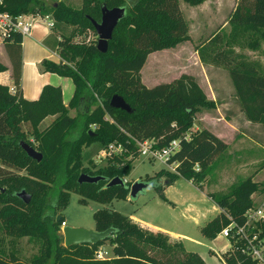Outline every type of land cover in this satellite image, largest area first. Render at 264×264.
<instances>
[{
    "label": "trees",
    "instance_id": "16d2710c",
    "mask_svg": "<svg viewBox=\"0 0 264 264\" xmlns=\"http://www.w3.org/2000/svg\"><path fill=\"white\" fill-rule=\"evenodd\" d=\"M183 1L198 6L206 0ZM0 2V12L13 17L49 14L41 0ZM103 6L127 8L106 53L97 49L96 39H76L82 34L87 36L89 29L97 34L91 19L100 20ZM53 17L55 35L48 41L58 49L61 59L44 60L42 65L46 72L73 81L75 91L67 105L61 87L53 85H46L37 100L23 98V38L13 34L4 41L13 64L16 92L11 93L9 86L0 84V227L11 239L27 237L41 246L28 261L0 250V264H206L197 253L186 251L182 240H172L166 233L142 227L114 210L99 209L94 213L95 230L114 229L98 244L66 247L61 232L64 218L60 211L69 204L71 192L78 193L83 204L89 200L107 204L128 199L131 183L111 187L107 183L131 173L138 155L133 139H155L159 148L181 140L180 150L171 159L178 164L177 173L162 169L157 174V179L165 176L168 185L185 178L202 188L216 159L228 150V145L209 130L193 131L196 114L202 108H217L194 77L182 74L153 87L142 82L141 70L149 54L191 40L180 0H82L80 9L59 4L53 8ZM229 24L233 31L230 38L216 31L196 44L195 50L203 64L229 71L246 119L264 125V75L256 62L234 52V45L239 42H247L246 48L250 50L260 49L264 42V0H238ZM69 26L74 29L68 33ZM6 70L0 62V73ZM114 95L123 97L132 112L112 108L110 99ZM71 110L77 114L71 116ZM49 116L55 119L40 130L39 125ZM26 125L31 127L34 143L27 137ZM188 133L191 138L186 141L183 137ZM21 141L42 153V160L30 158ZM94 143H121L126 146V156L132 159L114 156L106 167L93 171L84 166L83 149ZM83 173L105 180L79 184ZM156 187L163 194L164 188ZM21 191L31 196L28 204L18 197ZM256 193H264V184L248 177L237 182L230 194L214 198L223 211L202 228V233L209 239L217 238L230 223L225 213L242 223L245 212L254 205L252 196ZM260 229V238L264 239V223ZM107 241L113 248V257L100 260L96 252ZM225 258L228 264H260L246 259L237 248Z\"/></svg>",
    "mask_w": 264,
    "mask_h": 264
},
{
    "label": "rangeland",
    "instance_id": "374dc122",
    "mask_svg": "<svg viewBox=\"0 0 264 264\" xmlns=\"http://www.w3.org/2000/svg\"><path fill=\"white\" fill-rule=\"evenodd\" d=\"M41 1L44 4L43 6L47 9L49 13L48 16L51 20H54L53 8L61 3L73 9H80L82 6V0ZM207 1H209L208 3L212 8L215 7L213 2L214 0ZM180 5H182L183 7V10L185 12L183 13L187 22L191 20L190 26L193 30L192 35L194 37L192 40L194 41V44H198L201 42V38L208 37L210 33L205 32L202 36H200L201 34L198 33V35L197 29L195 27V22L192 23L193 12L189 13L188 11V8L190 6H188V4L183 0H180ZM66 28V31H68V33L69 31H72L74 29L73 26H69ZM88 31V39H90L92 35V40H98L97 34L94 35V32H91L90 29ZM87 36H85V34H82L77 36L76 39H85L86 41ZM33 42H35L34 39L27 36L24 37V47L26 48L27 53L36 51L34 47H31V44ZM186 45H184L185 47L181 50H176V52L167 50L152 53L147 60V63L141 70L144 79L143 83H147L149 86H154L158 83L170 82L173 78H176L181 73L194 71L198 75L199 81L208 92L209 89L200 70H198L197 67H193L191 63H185L184 60H190V56L186 58L185 56L182 57L179 54H185V52H187L189 45ZM246 45L247 42H239V47L240 49H242V51H248ZM261 52L264 53V43ZM241 55L247 57L244 53H242ZM0 58L2 59V57ZM248 58L250 60L256 61L258 59L264 64V54L261 56V54L259 55L258 52H255L252 55H249ZM160 63H164L165 68L167 67V69L163 68L160 71H167V74L156 72V69L161 65ZM219 77L220 75H217L216 77L214 75L212 76L213 86L220 95V100L222 99V101H226L225 99L227 98V95L223 94V84L222 80H219ZM233 107L237 109L234 105ZM221 108H223V110L221 111H225V113L230 112L228 106H222ZM212 110L214 109H201L196 114L195 124L193 128L195 130H198L197 128H200L201 130L205 128V126H203V124H201L199 120V118H202L205 124L211 127L216 132V134L218 133L221 137L225 138V141L230 143L231 147L216 159L214 170L209 175L204 190H202V188H200L196 182L187 180L185 178H179L173 184L168 185L165 176H161L160 179H157V174L159 173V171H161L162 169L166 170L163 164L158 161L149 160L145 157H140L133 162L131 173L124 179L127 181L125 182V184L131 183V185H133V183L136 181L145 182L147 180H150L149 182H147L149 186L146 189H144L135 198L130 197L129 194V197L126 200H113L112 202L107 204H101L92 200H89L87 204H83L80 201L81 197L79 196V194L76 192H71L69 204L60 211V214L63 216L65 222V225H63V223L61 224L62 234L63 229L66 226L94 230L96 227L94 213L99 209H109L118 211L128 217L135 216L139 222L158 227L160 229H163L164 231L179 236L177 237L170 235L172 240H183L185 250L188 252L197 253L205 260L207 264H227L225 262L226 260H224L226 259L225 255H223L222 252L219 253L220 249H222V247L226 244L227 240L219 236L216 240L209 239L202 233V228L206 226L208 222L219 215L218 206L216 205L215 201H213L214 198L223 197L230 194L233 186L237 182L248 177H253L256 174H258V176L255 177V180L262 181V184H264V150L262 148H259L258 146H255L256 148H258L255 149L252 154H242L243 150L237 154L235 152L234 144L235 141L239 142V139H235V131L233 130L231 125L223 122L218 118V112H212ZM76 114V110L70 111L71 116H75ZM54 119L55 116L47 117L39 125L40 130H44L45 128H47ZM25 130L29 131L27 133L29 141L34 143L30 125H26ZM251 132H254L258 134L259 137L264 138V125ZM251 132H248L250 136L253 135V133ZM104 147L105 146H102L99 143H94L89 147H85L83 149L84 166L90 168L93 171L99 168L106 167L114 158H103L101 156L100 153L102 152ZM250 160L255 162L252 166L248 167V169H243L241 171L236 169V166L238 164H240L241 166V164L250 162ZM223 169L225 170L221 171ZM220 173L230 175V178H228L227 181H225V179L220 180ZM157 185H161L164 188L163 194L158 191L156 187ZM144 227L148 228L146 226ZM149 229L153 230L152 228ZM40 246V242L29 240V238L27 237H23L20 239H11L8 236L4 235L0 227V250L2 252H5L6 254L15 253L16 256H18L23 261H28L33 255L39 252ZM112 250V246L107 241L104 245L98 248L96 256L100 260L111 259L113 257ZM212 250L217 253L212 252ZM98 255H102V257L99 258ZM220 255L223 258H221Z\"/></svg>",
    "mask_w": 264,
    "mask_h": 264
},
{
    "label": "crops",
    "instance_id": "0c3cea01",
    "mask_svg": "<svg viewBox=\"0 0 264 264\" xmlns=\"http://www.w3.org/2000/svg\"><path fill=\"white\" fill-rule=\"evenodd\" d=\"M208 2L209 1L206 0L203 4L198 5V6H191L188 4V6H190L188 8L189 13L193 12L192 23L195 22L197 34L200 33L201 34L200 36H202L205 32H208V33H210L209 36H211L216 31H219V32L222 31L226 38L227 37L230 38V33H232L233 31H232L231 25L229 24V19L233 15V13L235 12V10L237 8L238 0H214L213 1L214 5H215L214 8H212ZM180 6H181L182 12H184L182 5H180ZM190 21L191 20H189L188 23H189V35L191 37V40L179 44L176 48L165 49L162 51L171 50L172 52H176V50L179 51L185 47L184 45L188 44L189 47L187 49V52H185V54H183V53L182 54L179 53V54L182 57L185 56L186 58L188 56H190V60H184L185 63H191V65H193V67H197L198 70H200V72L203 74V77L205 79V83H206L209 91L207 92L205 90L202 83L199 81L198 75L194 71H188L187 73H181L179 76H177L176 78H173L171 81L179 78L182 74H188V75L195 78L196 82L200 85V87L206 93L208 99L216 102L217 108L212 110V112L213 111L218 112V118L221 119L223 122H226L229 125H231V127L235 131V133H236L235 139H239V142L235 141V144H234L235 152L237 154L240 153L242 150H243L242 154H246V155L252 154L254 152V150L257 149L258 147L262 148L264 150V142H263L264 138L259 137V135L254 133V132H251V131L257 130L262 125L252 124L251 122H249L246 119L245 114L241 111L240 105L238 103V99L235 96V89H234L229 71L227 69L222 68V67H216L213 65L203 64L201 62V60L199 58V54L195 50L196 44H194V41L192 40L194 37L192 35L193 30L191 29ZM35 34H36V36H35ZM54 35L55 34H54L53 28H48L46 25H42V26L34 29L31 36H27V37H30V38L35 40V42H33L31 44V47H34L36 51L31 52V53H27V50L24 47L25 43H24V38H23V42H22V70H21L20 86H21L23 98L26 100H30V101L39 99L41 92L46 85L59 86L62 89L64 104L67 105L69 103V101L71 100V98L73 97V94L75 91V86H74L73 81L70 78L59 76L56 73L46 72L43 69V65H42V62L44 60H52L55 62H59V60L61 59L58 49L51 47V45L49 44V41H48L50 39V37L54 36ZM208 37H204V38L200 37V38H201V41H204ZM263 43L264 42L261 43L260 49H258L256 51L250 50L248 48H247L248 51H244V50L242 51V49H240V47H239V44H235L234 45V52H235V55H238V56L241 55L242 53H244L247 56V57H245V59H247L248 61L256 62L259 65L258 68H259L260 72L264 75V64L262 63V61H260L258 59H257V61L256 60H250L248 58L249 55H252L255 52H258V54L259 55L261 54V56H262L264 54L263 52H261L262 48H263ZM40 46H42V47H40ZM151 54H149L147 60L149 59ZM0 57H2V59L0 58V62L7 67V70L5 72L0 73V84L7 85L9 87L15 86L14 79H13V64H12L10 56L7 52V48H6L5 43H0ZM57 59H59V60H57ZM146 63H147V61H146ZM160 64L161 65L156 69V72H161L160 70H162L163 68L167 69V67L165 68L164 63H160ZM161 73L167 74V71L166 72L162 71ZM213 75L215 77L217 75H220L219 80H222L223 94L227 95V98L225 99L226 101H222V99L220 100V98H221L220 95L214 89L213 80H212ZM5 80H6V82H5ZM143 80L144 79H143V75H142V82H143ZM164 83H169V82H164ZM144 84L147 87H153V86H149L147 83H144ZM158 84H161V83H158ZM158 84H155V85H158ZM233 105L237 109H235L233 107ZM222 106H224V107L228 106L230 109V112L225 113V111H221V110H223V108H221ZM202 109H204V108H202ZM203 119H205V118H203ZM199 120H200V123L203 124V126H205V128H203V129L209 130L214 135H216L218 138L223 140L228 145V149L231 147L230 143L226 142L225 138L221 137L218 133L216 134V132L211 127H209L207 124H205V122H204V120H202V118L201 119L199 118ZM197 129L201 130L200 128H197ZM198 130H195L193 128V131H198ZM248 132L253 133V135L250 136L248 134ZM255 146H258V147L256 148ZM254 162L255 161L250 160V162H245V163L241 164V166H240V164H238L236 166V169L240 170V171L243 169L246 170V169H248V167L252 166ZM248 164H250V165H248ZM224 170L225 169H223L221 171H224ZM219 176H220V180L225 179V181H227L228 178H230V175L223 174V173H220ZM256 176H258V174L253 176L254 180L256 179L255 178ZM255 181H257V180H255ZM257 182L263 183L262 181H257ZM205 184H206V181L203 183L202 190H204ZM260 194L261 193H256L253 195L254 201L259 200ZM213 201H214V199H213ZM222 211L223 210L218 206V212H219L218 214H220ZM129 217L134 222L140 224L142 227L146 226L148 228H152L154 231L157 230V231H161L163 233H166L168 235L177 236L175 234H171L167 231H164L163 229H160L158 227L139 222L135 216H129ZM177 237H179V236H177ZM216 239L217 238H215L213 240H216ZM226 247H228L227 241H226V244L222 247V249H220L219 253L224 251L226 249ZM212 252L217 253L213 250H212ZM221 258H223V257L221 256Z\"/></svg>",
    "mask_w": 264,
    "mask_h": 264
},
{
    "label": "built area",
    "instance_id": "2783aa9c",
    "mask_svg": "<svg viewBox=\"0 0 264 264\" xmlns=\"http://www.w3.org/2000/svg\"><path fill=\"white\" fill-rule=\"evenodd\" d=\"M42 25L53 28L54 21L49 16L23 14L13 17L7 12H0V42L3 43L13 34H20L22 38L31 36L33 30ZM90 40H92V35L90 39L87 36L86 42ZM10 92H16L15 86L10 87ZM190 138V133L183 137L186 141L190 140ZM133 140L138 152L137 158L145 157L149 160L158 161L163 164L166 170L177 173L178 164L171 162V159L181 148L180 139L173 140L168 146L163 148L157 147L155 139ZM126 153L127 149L123 144L110 143L103 148L100 154L103 158L118 156L131 160L132 157L130 155L126 156ZM196 169L198 170V167ZM125 182L127 181L125 180ZM225 214L230 223L218 235L228 241V247L222 251V254H232L237 248L246 259L264 263V239L260 238V225L264 223V193H261L259 200L254 201V205L247 209L242 223L234 220L228 213ZM63 225H65V222H63ZM98 257L100 258L102 255H98Z\"/></svg>",
    "mask_w": 264,
    "mask_h": 264
},
{
    "label": "water",
    "instance_id": "95a60500",
    "mask_svg": "<svg viewBox=\"0 0 264 264\" xmlns=\"http://www.w3.org/2000/svg\"><path fill=\"white\" fill-rule=\"evenodd\" d=\"M127 8L126 7H114L108 8L107 6H103L101 8V18L99 21L91 19L95 31L97 33L98 41H97V49L106 53L109 48V41L113 37V33L118 23L126 16ZM110 106L115 109H122L127 111L128 113L132 112L131 106L124 100L123 97L119 95H114L110 99ZM20 145L22 149L27 153V155L36 160L41 161L43 158L42 153L37 151L33 146L28 144L25 141H21ZM105 180L102 176H91L88 174H81L78 178L79 184L83 183H98L100 181ZM117 185H125V180L120 177H115L107 183L108 187L117 186ZM149 186L147 182L144 181H136L130 187V197H137L144 189ZM18 197L21 198L24 203H29L31 200V196L27 194L25 191H21L18 193ZM61 216L57 217V221H60ZM114 232L113 228H109L105 231H97V230H89L85 228H73L66 226L63 229L64 235V245L66 247H70L72 245L77 244H98L100 241L107 239Z\"/></svg>",
    "mask_w": 264,
    "mask_h": 264
}]
</instances>
